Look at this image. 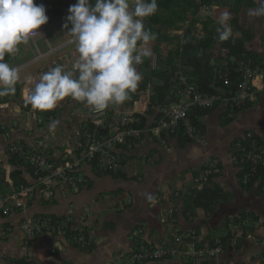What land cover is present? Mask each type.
<instances>
[{"label": "crops", "instance_id": "0c3cea01", "mask_svg": "<svg viewBox=\"0 0 264 264\" xmlns=\"http://www.w3.org/2000/svg\"><path fill=\"white\" fill-rule=\"evenodd\" d=\"M70 5L71 0L57 9L44 34L29 39L17 53L4 58L19 69L21 79L14 95L0 97V196L11 195L18 188L15 172L19 170L30 185L37 184L33 169L21 159L13 160L9 152L12 143L25 144L29 150L42 151L58 161L81 158L79 170L86 174L88 182L79 191L67 189L55 198L39 194L36 187L27 208L7 215L0 212V264H126L142 242L173 245L180 237L182 247L191 250L196 244L223 239L230 231L236 235L215 258L198 261L179 254L145 264H264V179L262 187L245 182L244 169L233 159L236 143L247 131L256 132L264 141V92L257 94L249 108L237 112L230 123H225L222 104L203 115L200 132L204 141L147 134L128 154L119 150L126 161L131 160L127 174L106 172L84 158L87 133L93 125L90 106L71 97L45 111L24 103L25 95L41 74L57 65L70 70L78 58L76 40L63 28ZM161 10L158 7L157 11ZM162 12L165 14L166 10ZM199 16L206 14L199 12L193 18L199 20L195 23H190V18L180 21V28L156 25L155 30L160 28L162 33L155 31L157 38L147 45L152 55L137 66L142 76L138 85L149 78L148 88L135 90V100L130 93L123 104L113 105L118 112L144 114L158 82L153 70L164 68L170 53L180 52L183 58L187 52L195 54L194 35L205 33ZM190 33L194 38L189 37ZM43 40L47 46L40 45ZM154 107L151 116L161 111V105ZM210 161L217 163L214 174L198 187L195 178ZM203 189L207 191V200L202 201L206 205L193 206V200L189 202L193 190ZM171 208L175 213L168 218ZM38 216L67 220L70 231L85 226L89 244L73 242L69 231L30 237L24 222Z\"/></svg>", "mask_w": 264, "mask_h": 264}, {"label": "built area", "instance_id": "2783aa9c", "mask_svg": "<svg viewBox=\"0 0 264 264\" xmlns=\"http://www.w3.org/2000/svg\"><path fill=\"white\" fill-rule=\"evenodd\" d=\"M68 1L70 0H36L37 4L45 5L49 21L41 26L40 31H37L30 39H36L44 34L45 28L53 21L54 13L57 9L64 7V3ZM71 1L72 4L77 2V0ZM196 1L199 5V12L208 15L212 6L204 0ZM226 53L227 51L222 49L223 58L227 57ZM154 65L156 67V63ZM175 67H177L174 78L176 86H174L173 91L176 99L168 105H161L160 113L151 116L150 123L146 127L143 124V113L141 112H118L113 105H109L107 109L101 112H96L90 108L89 116L93 125L87 133L84 158L93 161L98 168L127 174L129 171L127 163H130L131 160L126 161L119 150L124 148L123 152L128 154L147 134L161 137L163 134L182 133L192 140L204 141L200 127L193 117L198 110L214 108L216 103L224 102L225 99L222 95L203 93L198 87L190 85L185 74L186 66L180 61ZM240 71L242 72V81L237 95L232 98V104L235 106L252 102L259 92H264V68L252 69L249 65H245L240 68ZM247 137L252 140V144H258L252 131H248ZM236 148L237 152H242V155L235 154L233 159L237 164L245 166L244 181L248 183L257 173L260 163L264 164V154L256 148L249 150V147L240 140L236 143ZM9 152L33 169L37 184H21L11 195L0 196V212L2 214L7 215L27 208L35 197L36 187L39 194L45 195L47 198H55L57 194L67 189L79 191L88 182L86 174L79 170L81 164L79 157L68 162L58 161L42 151L29 150L25 144L21 143L10 144ZM216 165L217 163L210 161L200 171L195 178L198 187L204 186L213 176ZM193 192L194 195L197 193L194 190ZM174 213L175 209H169L167 217H173ZM24 227L26 233L34 238L59 231L70 232L71 229L67 220L56 221L50 216L29 217L25 220ZM72 232L70 237L74 241L82 246L89 244L90 239L87 238L85 226ZM182 241V238L177 237L178 245H149L142 242L130 254L126 264L157 262L179 254H185L194 260L205 261L216 257L224 250L220 239L213 244L214 246L196 244L191 250H185L182 247Z\"/></svg>", "mask_w": 264, "mask_h": 264}, {"label": "clouds", "instance_id": "9594fccd", "mask_svg": "<svg viewBox=\"0 0 264 264\" xmlns=\"http://www.w3.org/2000/svg\"><path fill=\"white\" fill-rule=\"evenodd\" d=\"M157 10V0H77L69 6L63 28L75 38L78 58L70 70L57 65L41 74L24 103L45 111L71 97L96 112L123 104L142 79L137 66L152 55L147 45L157 36L144 21ZM46 13L45 5L36 0H0V97L14 95L21 79L19 69L5 62V56L17 53L20 44L48 23ZM251 14L264 16V0ZM230 19L225 12L217 21L221 41L232 36Z\"/></svg>", "mask_w": 264, "mask_h": 264}, {"label": "trees", "instance_id": "16d2710c", "mask_svg": "<svg viewBox=\"0 0 264 264\" xmlns=\"http://www.w3.org/2000/svg\"><path fill=\"white\" fill-rule=\"evenodd\" d=\"M206 3L212 6L210 13L208 14L207 20L203 22V29L205 35L197 42V53L187 59L181 56V53H170L169 57L165 59V67L159 70H153L152 74L155 80L158 82L155 84L154 92L149 97V104L147 110L142 114L143 124L146 127L151 120V115L155 113L154 106L168 105L173 102L176 97L173 91L176 82L174 81L175 72L178 64L177 59H181L180 62L186 66V78L188 83L198 87L203 93L208 94H219L225 99L224 102L216 103L214 108L219 107L221 104L224 105L225 111L223 117H225V123H230L236 117L237 112H240L252 105V102H247V105L235 106L232 103V98L237 95L241 81L242 72L240 68L245 65H249L252 69L264 68V51L260 52L259 48L264 47L261 42L264 43V35L257 36L253 21L257 18H264V16H255L251 12L260 7V0H204ZM186 3L181 5L179 0H157L158 7H161V11H157L154 15L149 16L145 20V27L151 29L152 32L157 31L161 34V29L155 30L156 25L168 26V28H177L180 21L185 20L188 17H193L199 13V5L196 0H185ZM163 10H166L163 14ZM229 13L231 19L228 21V27L232 29V36L227 41H221L219 39V33L216 31L218 27H221L217 21L223 13ZM183 13V15L181 14ZM54 17V16H53ZM218 47V48H217ZM217 48L218 54L216 57H212L213 50ZM222 49L227 51V57H222ZM149 78H145L142 85L137 86V91L147 90ZM134 98L137 96L135 92H132ZM214 108H204L198 110L196 115L193 117L194 121L201 127L200 118L203 115H207ZM47 115H50L47 113ZM248 131L244 137L240 139L245 146L251 149H258L264 154V141L254 131L252 134L254 139L258 141V144H252V140L247 137ZM182 138L185 137L186 141H190L188 136L180 134ZM124 150V148H122ZM124 153V152H123ZM236 155L241 156L242 152H235ZM17 156H14L13 160H16ZM19 159V158H18ZM20 160V159H19ZM240 165V164H239ZM243 170V176L246 172V168L240 165ZM112 172L106 170V172ZM23 171L19 170L15 172L18 182L16 186L19 187L21 184L28 185V181L23 177ZM34 173V171H33ZM116 175H125L122 172H112ZM264 175V164L261 162L259 169L256 174L248 181L250 185L258 184L260 187L263 185ZM30 185V184H29ZM16 187V188H17ZM207 191L205 189L198 191L195 195L192 194L190 200L194 202L193 206L203 205L204 199H206ZM32 202L29 203V205ZM59 219L58 217L56 220ZM73 231V230H72ZM70 231L69 233H73ZM236 235L230 231L223 239L221 238V245L225 248L227 241ZM89 236L87 230V238ZM176 241L173 245H178ZM211 242L209 245H213ZM224 251V250H223ZM221 254V253H220ZM218 256V255H217ZM216 256V257H217ZM215 258V257H214Z\"/></svg>", "mask_w": 264, "mask_h": 264}, {"label": "rangeland", "instance_id": "374dc122", "mask_svg": "<svg viewBox=\"0 0 264 264\" xmlns=\"http://www.w3.org/2000/svg\"><path fill=\"white\" fill-rule=\"evenodd\" d=\"M194 17H196V16H193V17H188V18H190V23H195L198 19H193ZM198 18H201V19H203V22H204V20H207V18H208V15H206V16H199ZM199 21V20H198ZM253 21V26H254V29H255V32H256V34H257V36L259 37V36H262V35H264V18H257V19H254V20H252ZM203 22H201V24L203 25ZM183 25V24H182ZM184 25H187V23L186 24H184ZM177 28H180V25L178 24V26H177ZM184 30H186L187 28L186 27H184L183 28ZM197 30L198 29H194V31L195 32H197ZM46 31H50L49 30V28H47V30ZM202 35V34H201ZM196 36V35H194L195 37H196V39H195V41L194 42H199V40L205 35V33L202 35V36ZM194 36L190 33V36L189 37H193L194 38ZM188 37V38H189ZM52 42V45H55L56 44V42L55 41H51ZM261 44L262 45H264V43L263 42H261ZM25 44L24 43H22V44H20L19 45V47H23ZM40 45L41 46H47L46 45V43L44 42V40L40 43ZM75 44H72L71 46H74ZM26 46V45H25ZM218 48V47H217ZM217 48H215L213 51V55H212V57H216L217 56V54H218V49ZM192 50H195V54L197 53V49H192ZM259 51L260 52H262V51H264V47H260L259 48ZM194 53H185V56H184V59H187L188 58V56L189 55H195ZM180 61V60H179ZM166 65H164L163 67H165ZM247 105V103H245V106ZM135 166H137V168H138V164L136 163V165ZM70 234V233H69ZM73 242H76V241H74L73 239H71ZM218 240V239H217ZM216 240V241H217ZM215 241V242H216ZM211 242H214V241H211ZM214 242V243H215ZM80 246V245H79ZM87 246V245H86ZM138 247V246H137ZM54 249H57V247L56 248H54ZM129 260V259H128ZM128 260L126 261V263L128 262Z\"/></svg>", "mask_w": 264, "mask_h": 264}]
</instances>
